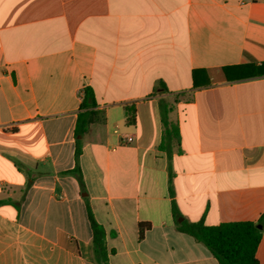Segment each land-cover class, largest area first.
<instances>
[{
  "label": "crops",
  "instance_id": "obj_1",
  "mask_svg": "<svg viewBox=\"0 0 264 264\" xmlns=\"http://www.w3.org/2000/svg\"><path fill=\"white\" fill-rule=\"evenodd\" d=\"M261 62L264 0H0V264H98L86 205L109 264H216L178 224L260 219L264 264V74L222 70Z\"/></svg>",
  "mask_w": 264,
  "mask_h": 264
},
{
  "label": "trees",
  "instance_id": "obj_2",
  "mask_svg": "<svg viewBox=\"0 0 264 264\" xmlns=\"http://www.w3.org/2000/svg\"><path fill=\"white\" fill-rule=\"evenodd\" d=\"M227 79H239L255 75L264 74V62L260 64L245 63L238 65L224 66L222 68ZM196 71L192 72L195 79ZM195 85V84H194ZM96 102L93 91L89 86L83 90L80 103L81 110L77 113L74 132L76 135L75 165L65 173H71L77 179L80 188L83 189V180L78 166V155L80 153V140L78 135L83 134L90 122L94 119L95 110L92 109ZM170 107L166 103L160 104V115L163 124L162 142L160 146L168 153L171 151L172 142L178 137L176 124L170 122L167 113ZM134 120V108L126 106V122L132 123ZM87 217L91 229V245L94 258L98 264H109L105 245V231L99 224L89 207L86 205ZM263 223L260 219L258 223L253 221H224L215 225L204 224L198 221H181L177 229L191 235L194 239L205 245L216 257V264H259L256 258V248L261 237V227L257 224ZM147 224H140V235Z\"/></svg>",
  "mask_w": 264,
  "mask_h": 264
},
{
  "label": "built area",
  "instance_id": "obj_3",
  "mask_svg": "<svg viewBox=\"0 0 264 264\" xmlns=\"http://www.w3.org/2000/svg\"><path fill=\"white\" fill-rule=\"evenodd\" d=\"M128 140H130L129 136H126L124 139H122V141H128Z\"/></svg>",
  "mask_w": 264,
  "mask_h": 264
},
{
  "label": "water",
  "instance_id": "obj_4",
  "mask_svg": "<svg viewBox=\"0 0 264 264\" xmlns=\"http://www.w3.org/2000/svg\"><path fill=\"white\" fill-rule=\"evenodd\" d=\"M257 227H261V225L260 224H257Z\"/></svg>",
  "mask_w": 264,
  "mask_h": 264
}]
</instances>
